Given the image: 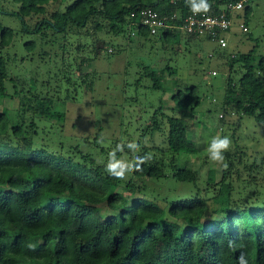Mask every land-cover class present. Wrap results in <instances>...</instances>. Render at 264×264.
Wrapping results in <instances>:
<instances>
[{
  "label": "trees",
  "instance_id": "1",
  "mask_svg": "<svg viewBox=\"0 0 264 264\" xmlns=\"http://www.w3.org/2000/svg\"><path fill=\"white\" fill-rule=\"evenodd\" d=\"M7 1L17 9H1ZM235 1L209 0L210 11ZM143 8L176 15L177 26L193 12L185 0H0V13L20 22L14 28L0 19V264H239L242 253L247 264H264V200L252 188L257 165L243 164L241 149L225 154L232 167L243 165L246 177L237 170L229 179L224 169L220 180L201 181L181 158L190 153L188 124L162 107L139 140L125 135L121 116L110 139L100 131L93 137L65 132L70 96L80 86L95 89L82 67L108 49L106 37L159 34L131 17ZM251 13L247 5L239 15L247 26ZM161 36L175 46L210 41L178 28ZM71 38L78 40L75 49ZM83 39L93 42L92 52H85ZM236 65L239 79L232 74ZM227 66L224 106L264 127V55L253 48L231 56ZM142 69L154 88L162 86L159 70ZM186 89L173 95L177 110L201 103L196 85ZM6 99L16 107L4 106ZM164 131L165 144L142 140ZM129 142L139 151L125 147L118 159H151L117 179L106 171L108 155Z\"/></svg>",
  "mask_w": 264,
  "mask_h": 264
},
{
  "label": "rangeland",
  "instance_id": "2",
  "mask_svg": "<svg viewBox=\"0 0 264 264\" xmlns=\"http://www.w3.org/2000/svg\"><path fill=\"white\" fill-rule=\"evenodd\" d=\"M2 5L1 9L5 11L17 9L13 2L7 1ZM250 5L252 13L248 18L249 32L242 33L236 29L226 49L200 38L192 42L183 40V43L175 46L172 42L166 43L161 32L153 36L152 40L134 36L132 39L107 36L106 39L111 41L108 49L82 67L83 72L92 74L95 89L90 91L80 86L78 92L70 96L65 132L77 137H93L100 131L102 139H110L118 135L121 116L127 124L125 135L130 134L139 140L142 129L156 110L162 107L165 113H175L188 124L190 153L182 154L181 158L185 165L199 172L201 181L220 180L224 169L229 172V179L230 175L233 179L237 178V170L243 175L242 179L247 176L243 165L235 164L232 167L231 159L228 160L226 154L224 163L227 168L208 158L206 148L210 138L216 135L228 136L231 139L228 150L231 155L239 148L243 152V164L256 163L258 185L252 188L260 190L264 200V127L256 122L254 116L235 114L224 106L230 57L249 52L253 48L257 55H264V0H254ZM0 19L5 26L14 28H18L20 23L17 18L7 14L0 13ZM71 39L70 48L75 49L78 40ZM80 42L86 44L85 52H92V41L83 39ZM144 65L159 70L161 87L154 88L153 80L144 76ZM232 74L235 79H239L242 74L240 65L235 66ZM27 78L30 76L27 75ZM192 85L197 87L198 96L201 97L200 105L195 106V109L192 105L188 110H177L174 93L178 90L186 93V87ZM4 106L13 109L16 101L6 99ZM142 140L144 143L165 144V131L152 139L147 137ZM150 185L156 189L160 184L151 182ZM184 187L178 185L177 192H183ZM165 188L168 190L169 186L166 184Z\"/></svg>",
  "mask_w": 264,
  "mask_h": 264
},
{
  "label": "built area",
  "instance_id": "3",
  "mask_svg": "<svg viewBox=\"0 0 264 264\" xmlns=\"http://www.w3.org/2000/svg\"><path fill=\"white\" fill-rule=\"evenodd\" d=\"M253 1L237 0L230 2L221 7L218 12L213 10L201 13L192 12L185 17L181 26L171 22L176 15H162L153 8H143L132 13L131 17L137 19V22L143 28L148 29L152 35H156L166 28H178L196 37L209 38L219 47L227 48L230 43V36L236 34V29L242 33L249 31L244 18L239 17V15H243L245 7ZM132 35H135V31H132Z\"/></svg>",
  "mask_w": 264,
  "mask_h": 264
},
{
  "label": "clouds",
  "instance_id": "4",
  "mask_svg": "<svg viewBox=\"0 0 264 264\" xmlns=\"http://www.w3.org/2000/svg\"><path fill=\"white\" fill-rule=\"evenodd\" d=\"M185 3L190 6V9L194 13L208 12L211 9L209 0H185ZM230 146L231 139L228 136L216 135L211 137L206 148L208 158L212 162L222 163L223 166L227 168V164L224 163L225 153L229 150ZM125 147L134 152L139 151V146L136 143L129 142L127 145L117 144L116 147L109 153L106 171L117 179L124 178L125 174L131 171L134 167L138 168L141 164L151 159L150 154L138 156L132 162L118 159L117 153L123 151ZM238 260L239 264H247V260L243 253L239 256Z\"/></svg>",
  "mask_w": 264,
  "mask_h": 264
}]
</instances>
